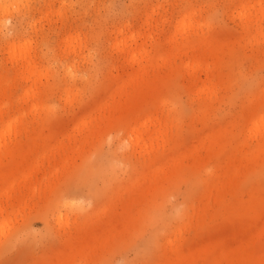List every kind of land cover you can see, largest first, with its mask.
Here are the masks:
<instances>
[{
  "label": "rangeland",
  "instance_id": "374dc122",
  "mask_svg": "<svg viewBox=\"0 0 264 264\" xmlns=\"http://www.w3.org/2000/svg\"><path fill=\"white\" fill-rule=\"evenodd\" d=\"M0 264H264V0H0Z\"/></svg>",
  "mask_w": 264,
  "mask_h": 264
}]
</instances>
